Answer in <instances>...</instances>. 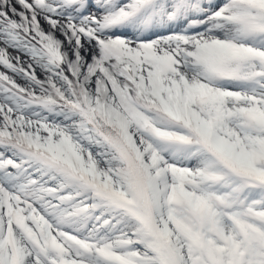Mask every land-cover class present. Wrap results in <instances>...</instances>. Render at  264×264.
Returning a JSON list of instances; mask_svg holds the SVG:
<instances>
[{"label":"snow or ice","instance_id":"snow-or-ice-1","mask_svg":"<svg viewBox=\"0 0 264 264\" xmlns=\"http://www.w3.org/2000/svg\"><path fill=\"white\" fill-rule=\"evenodd\" d=\"M0 264H264V0H0Z\"/></svg>","mask_w":264,"mask_h":264}]
</instances>
